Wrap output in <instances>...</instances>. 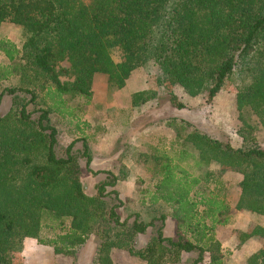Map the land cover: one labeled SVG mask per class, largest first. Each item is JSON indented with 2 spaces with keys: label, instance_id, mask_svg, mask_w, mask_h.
Segmentation results:
<instances>
[{
  "label": "trees",
  "instance_id": "obj_1",
  "mask_svg": "<svg viewBox=\"0 0 264 264\" xmlns=\"http://www.w3.org/2000/svg\"><path fill=\"white\" fill-rule=\"evenodd\" d=\"M5 21L26 30L22 49L0 41L11 61L0 64V83L17 79L0 92V104L5 93L13 97L10 110L0 114V264H13L12 253L22 250L26 237L77 260L93 235L99 242L89 264H115L114 248L146 264H178L191 252L197 253L193 264L207 253L211 264H224L215 228L229 222L232 208L226 193L204 185L229 171L241 173L236 208L264 216V148L235 147L197 127L190 130L185 118H167L181 145L198 152L183 148L181 159L191 156L204 169L191 176L180 168L183 175H177L173 157L158 154L160 181L152 202L170 213L146 222L118 212L125 205L118 185L129 174L127 167L106 171L96 193L86 192L80 160L85 158L88 167L93 160L90 138L85 133L63 145L53 116L78 117L70 101L92 97L96 74L108 75L110 90L123 88L135 69L155 61L173 87L209 104L234 79L240 120L250 129L259 126L256 118L264 119V0H0V25ZM115 46L123 52L121 61L112 56ZM155 98L154 90H141L132 104ZM170 99L177 109L187 107L174 92ZM213 164L217 167L210 168ZM198 184L201 191L191 195ZM170 215L177 220V238L164 232ZM44 220L57 222L61 230L42 236ZM151 226L153 235L139 247ZM252 235L264 238V224L244 240ZM247 260L264 264V247Z\"/></svg>",
  "mask_w": 264,
  "mask_h": 264
},
{
  "label": "rangeland",
  "instance_id": "obj_2",
  "mask_svg": "<svg viewBox=\"0 0 264 264\" xmlns=\"http://www.w3.org/2000/svg\"><path fill=\"white\" fill-rule=\"evenodd\" d=\"M26 28L20 24L5 21L0 25V41L2 39L13 42L17 48L22 49ZM115 61H121L122 50L115 46L111 49ZM11 61L0 50V64L7 65ZM17 83L16 78H10L0 83L1 90ZM154 90L156 98L143 105L134 106L132 97L141 90ZM170 92H174L186 108L177 109L170 99ZM13 97L8 93L3 95L0 104V114H6L12 106ZM78 117L65 118L53 116L60 134V142L67 145L79 136L88 134L93 160L88 167L85 158L80 160L82 166V181L88 194L96 193V184L104 180L106 171L118 173L122 166L127 167L129 174L125 180L119 182L120 197L125 205L118 209L123 218L135 215L149 222L158 218L161 212L170 213L164 207L152 202V196L157 190L160 177L158 176V154L173 157L178 163L177 175H183L180 168H184L191 176L200 175L204 169L194 165V158L185 156L181 159L182 149L189 153L196 152L192 146H182L177 138L175 128L167 125V118L178 116L185 118L193 127L203 130L210 135L228 139L235 147L251 146L264 148V119L256 118L259 126L250 129L244 126L239 118L237 108V88L235 80L226 82L212 103L204 98L190 97L181 88L173 87L169 79L159 70L155 61L135 69L126 81L123 88L109 89L108 75L98 73L95 76L93 95L88 98H76L70 101ZM82 111H78L79 106ZM86 123V125L84 124ZM129 145V149L125 147ZM81 149V142L77 143ZM123 155V156H122ZM213 164L210 168H216ZM243 175L236 171L225 173L218 182H207L205 185L216 193L224 195L232 208L230 220L227 224H218L215 236L221 243V254L224 264H248V252L244 249L245 234L260 225L264 216L246 210H238L236 204L239 199V183ZM198 184L192 191L195 195L199 189ZM200 185V186H201ZM223 189V190H222ZM201 191V190H200ZM198 196L197 199L200 198ZM68 221V220H67ZM158 225V221H155ZM61 229L57 222L44 220L41 235L52 237ZM155 227L148 228L142 234L139 247L149 241ZM164 232L167 236L177 238V220L171 215L167 217ZM250 238V237H249ZM248 238V239H249ZM264 240V238H262ZM99 239L91 236L88 243L80 250L77 260L72 257L57 254L53 246L40 243L34 237H26L22 250L12 253L13 264H89L95 254ZM115 264H146L138 257L131 256L127 251L114 248L111 252ZM196 252L184 253L178 264H193ZM210 254L199 264H211ZM171 264V263H170Z\"/></svg>",
  "mask_w": 264,
  "mask_h": 264
},
{
  "label": "crops",
  "instance_id": "obj_3",
  "mask_svg": "<svg viewBox=\"0 0 264 264\" xmlns=\"http://www.w3.org/2000/svg\"><path fill=\"white\" fill-rule=\"evenodd\" d=\"M260 225L264 224V220L262 222H259ZM262 236L259 235H252L249 239H247L246 242H244V249H247L249 247L245 254L251 255L252 253L260 250L261 248L264 247V240L262 239Z\"/></svg>",
  "mask_w": 264,
  "mask_h": 264
}]
</instances>
